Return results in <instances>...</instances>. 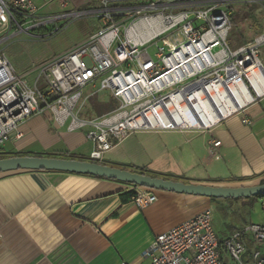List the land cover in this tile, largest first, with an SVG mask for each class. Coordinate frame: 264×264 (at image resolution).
<instances>
[{"label": "built area", "instance_id": "2783aa9c", "mask_svg": "<svg viewBox=\"0 0 264 264\" xmlns=\"http://www.w3.org/2000/svg\"><path fill=\"white\" fill-rule=\"evenodd\" d=\"M239 1L137 0L113 7L101 0L94 14L103 27L68 52L18 74L0 51V148L12 133L21 137L16 131L23 122L45 113L70 133L84 131L95 163L137 132L204 134L243 116L264 98V33L228 45L227 6ZM91 13L40 15L31 0H0V47L21 34L54 36ZM42 30L49 32L39 36ZM29 74L36 75L33 81ZM100 93L115 107L82 116ZM241 123L251 124L247 117ZM219 146L213 138L207 142L210 152ZM130 201L144 210L157 198L154 190L135 187ZM222 253L233 264H264V225L243 226L220 242L206 210L157 235L141 258L148 264H225Z\"/></svg>", "mask_w": 264, "mask_h": 264}, {"label": "crops", "instance_id": "0c3cea01", "mask_svg": "<svg viewBox=\"0 0 264 264\" xmlns=\"http://www.w3.org/2000/svg\"><path fill=\"white\" fill-rule=\"evenodd\" d=\"M31 1L40 15L92 12L88 17L96 24L63 53L101 29L98 16H93L101 0H64V7L61 0ZM106 1L117 7L137 0ZM255 3L264 8V0ZM246 30L244 44L264 33L258 25ZM242 117L251 124L243 125ZM16 132L21 137L12 133L0 154L72 155L87 161L93 150L84 131L68 132L54 124L49 113L29 118ZM210 138L220 142L216 152L207 147ZM98 164L145 169L152 178L193 185L238 188L264 184V98L243 116L229 118L210 133H134L105 153ZM134 189L114 180L62 172L0 174V264H148L141 255L157 235L210 210L215 203L154 190L157 201L138 210L122 197Z\"/></svg>", "mask_w": 264, "mask_h": 264}, {"label": "rangeland", "instance_id": "374dc122", "mask_svg": "<svg viewBox=\"0 0 264 264\" xmlns=\"http://www.w3.org/2000/svg\"><path fill=\"white\" fill-rule=\"evenodd\" d=\"M53 1V3L56 2V0ZM227 10L231 13L230 19L233 23L228 39V45L232 48L244 44V41L248 39L245 32L247 31L246 29L256 25L260 26V29L264 27V9L257 3H250V0H240L227 6ZM88 16L74 20L59 33L47 38L35 39L21 34L1 45L0 51L5 54L15 72L21 74L33 68V66H38L63 54L65 47L79 42L83 38V32L90 29L93 23L96 24L93 17ZM98 19L101 21L99 17ZM102 27L103 24L100 28ZM42 31L37 34L40 36L49 32L48 30ZM110 52L112 53V50ZM35 76V74H29L27 79L33 81ZM84 93L87 94L88 90H85ZM105 104L110 106V109L115 107V104L110 101L107 94H98L89 101L82 116L85 118L98 117L106 113L107 111L97 114L98 107ZM85 149L89 152L90 146L86 145ZM85 160L90 161L88 158ZM210 212L212 214L213 228L220 242L235 231L241 230L243 226L249 224L264 225L263 222L258 223V220L264 219V199H257L251 206L237 204L231 200L215 202L211 205ZM222 258L225 264H233L224 253H222Z\"/></svg>", "mask_w": 264, "mask_h": 264}, {"label": "water", "instance_id": "95a60500", "mask_svg": "<svg viewBox=\"0 0 264 264\" xmlns=\"http://www.w3.org/2000/svg\"><path fill=\"white\" fill-rule=\"evenodd\" d=\"M18 171L62 172L114 180L135 187L217 200H238L264 197V184L251 187H212L193 185L132 173L91 161L53 157H8L0 159V174Z\"/></svg>", "mask_w": 264, "mask_h": 264}, {"label": "trees", "instance_id": "16d2710c", "mask_svg": "<svg viewBox=\"0 0 264 264\" xmlns=\"http://www.w3.org/2000/svg\"><path fill=\"white\" fill-rule=\"evenodd\" d=\"M109 110H110V106H107L105 104L103 106L98 107L97 114H101V113H104V112L109 111ZM3 158H8V157L3 155V154H0V159H3ZM55 158L75 160L74 156H72V155H70V156H68V155L61 156L60 155V156H56ZM80 161H83V160H80ZM121 170H126V171H129V172H132V173H137V174H141V175L152 177V175H150L145 169H138V168L129 167L127 169H121ZM93 178H97V177H93ZM98 179H101V178H98ZM132 195H133V192L132 193H128V194H124V195H122V197H125L126 201H128V200L130 201ZM257 199H264V197L259 196V197L249 198V199H238V200H231V201H233L234 203H237V204L239 203L241 205H249V206H251L253 204V202H255ZM211 200L214 201V202L223 201V200H217V199H211Z\"/></svg>", "mask_w": 264, "mask_h": 264}]
</instances>
